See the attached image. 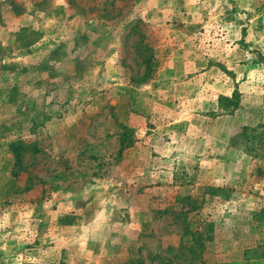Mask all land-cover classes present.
<instances>
[{
    "label": "rangeland",
    "instance_id": "obj_1",
    "mask_svg": "<svg viewBox=\"0 0 264 264\" xmlns=\"http://www.w3.org/2000/svg\"><path fill=\"white\" fill-rule=\"evenodd\" d=\"M0 264H264V0H0Z\"/></svg>",
    "mask_w": 264,
    "mask_h": 264
},
{
    "label": "trees",
    "instance_id": "obj_2",
    "mask_svg": "<svg viewBox=\"0 0 264 264\" xmlns=\"http://www.w3.org/2000/svg\"><path fill=\"white\" fill-rule=\"evenodd\" d=\"M121 127L123 128V129H125V132H124V134H123V139H122V141H121V149H120V152H122L126 147H128V146H130L131 145V143L132 142H130V141H128V128H127V126L126 125H123V124H121ZM20 143L21 142H13L12 143V149H13V151L15 152V154H16V156H18L19 155V152H20V150H19V145H20ZM19 144V145H18ZM17 145V146H16ZM199 233V232H198Z\"/></svg>",
    "mask_w": 264,
    "mask_h": 264
}]
</instances>
